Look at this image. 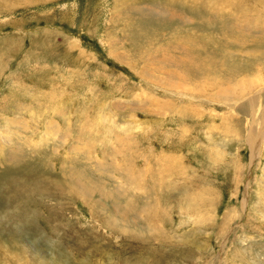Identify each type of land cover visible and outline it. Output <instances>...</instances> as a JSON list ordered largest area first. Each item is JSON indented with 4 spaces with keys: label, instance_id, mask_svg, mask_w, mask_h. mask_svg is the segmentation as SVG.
<instances>
[{
    "label": "rangeland",
    "instance_id": "1",
    "mask_svg": "<svg viewBox=\"0 0 264 264\" xmlns=\"http://www.w3.org/2000/svg\"><path fill=\"white\" fill-rule=\"evenodd\" d=\"M0 264H264V0H0Z\"/></svg>",
    "mask_w": 264,
    "mask_h": 264
},
{
    "label": "bare ground",
    "instance_id": "2",
    "mask_svg": "<svg viewBox=\"0 0 264 264\" xmlns=\"http://www.w3.org/2000/svg\"><path fill=\"white\" fill-rule=\"evenodd\" d=\"M258 148L256 145H251V149H252V153H251V159L250 161L252 162L253 157H254V153H256L258 151ZM114 225V224H113ZM119 228V227H118Z\"/></svg>",
    "mask_w": 264,
    "mask_h": 264
}]
</instances>
